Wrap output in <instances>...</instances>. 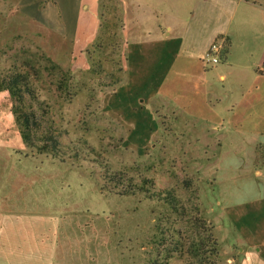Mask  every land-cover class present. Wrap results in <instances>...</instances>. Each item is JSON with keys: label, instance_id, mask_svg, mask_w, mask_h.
Returning a JSON list of instances; mask_svg holds the SVG:
<instances>
[{"label": "rangeland", "instance_id": "rangeland-1", "mask_svg": "<svg viewBox=\"0 0 264 264\" xmlns=\"http://www.w3.org/2000/svg\"><path fill=\"white\" fill-rule=\"evenodd\" d=\"M83 8L94 11L98 21L99 8L93 10L88 0ZM57 10L54 0H0V70L12 63L35 64L40 97L53 106L63 149L79 143L84 148L81 158L64 163L46 154L24 156L16 163L36 174L21 178H37L32 187L18 186L17 194L47 189L41 191L43 197L59 204V264H151L155 259L183 264L200 260L207 248L200 241L207 235L218 243L217 264H237V247L217 233V216L233 203L264 197V191L255 193L249 187L253 178L248 137L231 129H222L226 135L219 136L210 123L189 114L186 125L181 108L174 115L173 103L165 98L146 103L143 94H128L121 84L111 96L115 86L106 84L115 76L123 78L124 48L111 56L102 77L95 75L88 71L85 53L95 39L91 40L93 29H86L83 42L66 39L59 34ZM127 18L126 25L134 26L135 14ZM61 38L65 42H59ZM41 52L69 74L62 88L56 86L62 72L44 68L49 62ZM107 71L114 75L106 77ZM0 101V134L21 150L23 141L5 91H0ZM96 160L134 183L150 179L154 191L172 190L182 208L177 211L141 192L115 193L112 183L104 184L105 172ZM178 238L184 245L174 242Z\"/></svg>", "mask_w": 264, "mask_h": 264}, {"label": "crops", "instance_id": "crops-1", "mask_svg": "<svg viewBox=\"0 0 264 264\" xmlns=\"http://www.w3.org/2000/svg\"><path fill=\"white\" fill-rule=\"evenodd\" d=\"M54 1L59 34L83 42L91 26V40L95 38L99 16L97 21L94 11L84 10L85 0ZM88 2L93 10L99 8V0ZM119 5L124 23L122 84L134 85L146 103L165 98L173 103L174 115L181 108L186 125L189 114L210 123L219 136L229 129L247 136L253 178L249 187L263 192L264 0H119ZM128 14H135L134 26L126 25ZM217 37L225 41L221 58L206 66L202 56ZM25 149H13L0 134V264H59V204L43 197L41 191L47 189L16 193L18 186L32 187L37 180L21 178L36 174L16 167L24 156L39 155ZM217 220L222 240L237 247V264H264V197L233 203L221 209Z\"/></svg>", "mask_w": 264, "mask_h": 264}, {"label": "trees", "instance_id": "trees-1", "mask_svg": "<svg viewBox=\"0 0 264 264\" xmlns=\"http://www.w3.org/2000/svg\"><path fill=\"white\" fill-rule=\"evenodd\" d=\"M123 26V16L119 0H99L98 31L92 44L85 51L89 65L88 71L93 72L97 76H101L106 71L105 67L108 65L107 63L112 61L111 56L122 53L124 43ZM40 55L49 62L44 68L54 72H62L63 75H61L60 80L58 79L56 85L58 88H62L65 80L64 76L69 74L64 72L57 62L43 52ZM122 55L125 59L124 52ZM38 71L35 64L30 62L12 63L8 68L0 70V91L7 93V97L10 100V110L13 114L18 133L24 145L33 153L46 154L61 163L66 162L68 159L81 158V153L84 148L80 143L79 146H75L73 149L70 148L68 151L63 149L60 140L61 134L59 126L56 125L53 106L49 101L40 97L37 87ZM113 75L114 73L112 71H107L106 77H112ZM122 80L123 78L121 79L119 76L109 79L106 85L115 86L111 92V96L117 94L120 84L128 94H137V88L134 85L127 86L126 84H122ZM148 82L150 83V80ZM149 87L147 86L145 89L148 91V94L151 91L148 89ZM110 104L112 103L110 102ZM120 106L123 110V106ZM96 161L105 172L102 176L104 184L112 183L117 188L115 193L129 195L141 192L145 193L146 197L150 199L163 201V203L172 209L177 211L180 209L181 203L179 198L172 190H166L164 193L154 191L149 186L151 185L150 179L142 178L139 182L134 183L131 178L126 177L125 173L121 171L111 172L109 171V166L104 161ZM104 184L103 186H105ZM174 242L184 245L180 238L174 240ZM200 242L207 247L204 250V255L198 261L191 259L183 264H217L216 258H218L219 251L216 239L207 235L205 236V241L203 239ZM151 264H170V262L155 259Z\"/></svg>", "mask_w": 264, "mask_h": 264}, {"label": "built area", "instance_id": "built-area-1", "mask_svg": "<svg viewBox=\"0 0 264 264\" xmlns=\"http://www.w3.org/2000/svg\"><path fill=\"white\" fill-rule=\"evenodd\" d=\"M224 42V39L221 37L215 38L202 56L203 63H218L224 50Z\"/></svg>", "mask_w": 264, "mask_h": 264}]
</instances>
